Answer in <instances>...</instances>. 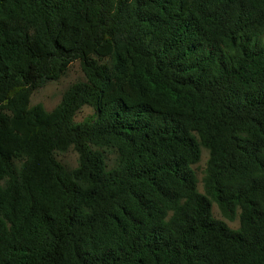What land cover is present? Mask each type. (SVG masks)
Here are the masks:
<instances>
[{"label": "trees", "instance_id": "1", "mask_svg": "<svg viewBox=\"0 0 264 264\" xmlns=\"http://www.w3.org/2000/svg\"><path fill=\"white\" fill-rule=\"evenodd\" d=\"M0 264H264V0H0Z\"/></svg>", "mask_w": 264, "mask_h": 264}, {"label": "rangeland", "instance_id": "2", "mask_svg": "<svg viewBox=\"0 0 264 264\" xmlns=\"http://www.w3.org/2000/svg\"><path fill=\"white\" fill-rule=\"evenodd\" d=\"M84 79L82 71L80 69L79 63L74 62L70 65L67 72L56 81H51L44 85L43 87L35 90L30 97V106L41 104L45 110L51 111L54 109L61 101V98L67 88L78 81ZM93 114L92 109L85 106L76 115V121H82ZM208 151L201 148L200 160L197 164L193 165V170L197 178V190L202 193V178L204 175V170L206 167V162L208 160ZM55 158L58 162L64 165L68 169H73L77 166L78 155L72 149L69 148L65 152H56ZM211 212L214 218L225 222L231 229L236 230L239 227V219L233 221H228L225 219L220 211L218 210L215 203L212 204Z\"/></svg>", "mask_w": 264, "mask_h": 264}]
</instances>
